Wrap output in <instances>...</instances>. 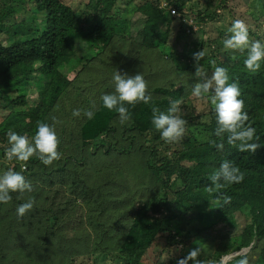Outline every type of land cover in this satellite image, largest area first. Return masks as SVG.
Wrapping results in <instances>:
<instances>
[{
  "label": "trees",
  "instance_id": "obj_1",
  "mask_svg": "<svg viewBox=\"0 0 264 264\" xmlns=\"http://www.w3.org/2000/svg\"><path fill=\"white\" fill-rule=\"evenodd\" d=\"M128 1L134 0H88L76 13L64 0H0V157L7 147V130L31 137L38 122L54 125L61 153L48 166L35 156L5 163L6 169L23 171L32 191L12 193V200L0 205V264H73L77 255L89 252L110 255L122 264H165L160 260L163 251L154 261L146 260L157 239L165 241V250L180 247L167 264H176L187 255L191 240L197 248L201 239L210 264H237L242 257L249 264H264V64L251 74L244 69L242 54L233 57L225 51V25L217 39L210 40L212 53L199 63L210 68L215 61L228 70L230 82H238L248 122L261 144L253 153L227 143L217 150L211 106L190 97L193 81L188 83V74L196 62L182 52L178 34L169 44L161 40L162 34L161 39L145 38L146 33L161 32L165 23L180 26L188 0H138L137 12L147 10L161 18L145 25L141 44L160 54L159 61H165L160 67L171 64L172 70L161 84L149 80L153 70L143 71L151 100L130 107V119L121 124L118 114L103 108L101 97L91 98L76 77L96 59L104 62L116 39H130V20L121 13ZM162 2L175 14L160 7ZM215 2L206 0L204 9H190L200 32L208 21L225 17L226 0ZM246 5L251 21L258 22L255 29L247 26L249 38L264 40V0H246ZM212 6L224 9L222 15ZM39 19L43 23L34 25ZM205 41L203 37L199 48ZM65 66L72 68L65 71ZM130 68L128 75L142 70L139 65ZM73 71L76 76L70 77ZM107 89L112 92L113 86ZM30 94L37 96L33 108H28ZM173 99L182 100L188 123L181 141L165 144L150 123L151 108L166 110ZM77 108L79 117L72 115ZM85 110L94 113L91 119L83 115ZM119 158L124 169L120 173L110 163ZM224 159L238 165L244 179L210 191L209 177ZM107 167L112 173L100 175ZM224 196L230 197L227 203ZM29 197L33 208L18 217L16 207ZM241 217L245 223L239 228ZM214 244L216 248L209 247ZM242 248L248 250L232 255ZM196 259L203 261L201 256Z\"/></svg>",
  "mask_w": 264,
  "mask_h": 264
},
{
  "label": "clouds",
  "instance_id": "obj_2",
  "mask_svg": "<svg viewBox=\"0 0 264 264\" xmlns=\"http://www.w3.org/2000/svg\"><path fill=\"white\" fill-rule=\"evenodd\" d=\"M161 6L171 11V7L165 2ZM171 14L174 15L175 11H171ZM222 47L225 51H230L233 57L237 53L242 54L244 69L248 73H257L264 64V40L250 39L248 28L241 20L232 21L222 39ZM204 56L203 50L193 53L196 64L195 71L191 74L193 83L190 88L192 97L206 101L211 106L215 119L212 134L218 138L212 141L214 147L217 150H223L227 143L239 152L253 153L261 146L260 136L257 134V129L248 122L249 116L244 110V101L241 98L238 82L235 80L230 82L228 70L224 66L215 65V61L210 62L214 67L209 74V69L199 63ZM112 80L113 91L104 93L100 99L103 108L117 113L123 124L130 119L129 108L139 102L148 104L151 96L146 92L147 83L140 72L128 75L115 70ZM181 103V99H173L169 101L166 110L151 108L150 123L165 144L176 143L184 138L188 121L184 118ZM72 115L79 117L81 110L73 109ZM83 115L91 119L94 113L91 110H85ZM5 135L7 147L4 149V158L7 161L27 162L35 156L43 165L48 166L61 156L57 150L59 140L53 124L38 122L31 137L11 129L7 130ZM20 167L23 169L25 164L21 163ZM209 179L211 191L213 188L220 189L240 183L244 179V172L232 160L224 159ZM31 191L32 184L26 179L23 171H15L13 168L0 171V205L11 201L12 193ZM223 200L227 203L230 197L224 196ZM33 205L34 200L31 197L20 203L16 207L17 216L22 217L33 208ZM200 251V247L193 248L187 255L177 259L176 264H188L189 261L192 264H204L203 261L196 259ZM230 257L229 255L228 258ZM237 264H249L248 258H240Z\"/></svg>",
  "mask_w": 264,
  "mask_h": 264
},
{
  "label": "rangeland",
  "instance_id": "obj_3",
  "mask_svg": "<svg viewBox=\"0 0 264 264\" xmlns=\"http://www.w3.org/2000/svg\"><path fill=\"white\" fill-rule=\"evenodd\" d=\"M68 4H70L76 13H79L81 9H83L84 5L88 2V0H64ZM136 4H135V2ZM134 1H128L129 6H123L121 9L122 16H126L127 19L130 20L131 23V28H130V39H116V41L113 44V47L111 48L110 52L108 55L104 57V62H100L99 60L96 59L94 65L92 67H89L87 69H84L82 72L78 73L76 79L80 78L78 81V85L80 88L84 89V91L91 96L93 99H98L101 97L104 93L107 92V88L111 89L113 86V80L112 76L115 72V70L119 72H123L127 74V69H130V66H140L142 70L139 72L143 75V71H146L148 69L153 70L151 76H149V80L151 83H156V84H161L163 81V76L166 74H169L172 70L169 64L165 66H159L165 63V61L160 62L158 57H160V54H155L151 50H147L142 44V37H143V29L145 25H153L156 23L157 20H161V18H157V15L155 12H148L147 10H144L143 12H137L135 8L138 5V0ZM205 1L206 0H188V3L186 5V11L184 14L183 19L180 26L177 24V22L174 23H165L163 30L161 32H154V33H146L145 38H148L151 40L153 37H158L161 39V34L163 35V39L161 40H166L167 44L170 42L173 43V41L176 38V35L178 34V40H179V46L181 47L182 52L186 53L189 55V57L193 58V53L200 51L201 47L202 50L205 52L204 58L206 59L209 57L212 53V45L213 42H211V39H217V37L220 35V32L223 29V26L229 27V24L233 20H241L244 22L246 26H251L254 29L258 26V22H253L250 19V15L247 14V5H246V0H226V5L225 9L227 10L224 11V16L225 17H216L213 21H208L204 25V32H200L199 29V24L198 22L196 23L195 15L191 10H196L197 8L199 9H204L205 8ZM132 2V3H131ZM215 2V0H214ZM249 2V0H247ZM216 3V2H215ZM164 5V2L160 4ZM215 5V4H213ZM28 7H31V4H27ZM134 9L133 12H130L131 9ZM191 9V10H190ZM210 9H215V6L210 7ZM216 10V9H215ZM224 10V9H223ZM223 10L217 9L216 11L218 12L217 14L222 15ZM23 14H18L17 17H21ZM178 17H180V14H177ZM2 16L0 15V18ZM39 18L41 15L38 16ZM42 18V17H41ZM227 20H226V19ZM179 22V20H178ZM41 23H43V19H39L34 22V25L40 26ZM197 25H196V24ZM264 24V22H263ZM139 29L140 34L138 35L137 29ZM205 37V42L203 45L199 48V43L200 40ZM2 39V38H1ZM209 39V40H208ZM88 51H85L87 53ZM78 54H82V51H78ZM90 57V53L86 54V58ZM85 57L81 59V62H84ZM170 59V58H169ZM81 63L78 65L76 71L81 68ZM205 66V65H203ZM144 67V69H143ZM210 67V66H209ZM214 66L211 65L209 69V74L211 69ZM65 71H67L66 68L70 69L72 67L70 66H65ZM195 70V69H194ZM76 71L68 73L70 77L76 76ZM132 71V70H131ZM147 72V71H146ZM191 73H194V71H190ZM107 76L109 77V80L107 81ZM182 78V77H181ZM180 78V79H181ZM188 83H191L193 81L192 75H188ZM99 80V82H97ZM102 81L103 85H100ZM19 92L24 93L25 89L23 87L18 86ZM113 91V89H112ZM27 94V93H26ZM29 98V103H28V108H33L35 102L37 101L36 99V94H30L27 95ZM190 97L193 99L190 95ZM1 105V104H0ZM3 112L0 109V119L2 117ZM5 163H10L7 161L4 156L0 157V171L6 170L5 168ZM110 163H112L111 166L118 170V172L124 171L123 166H122V160L119 158L116 161L111 160ZM107 172V175L112 173V171H109V168H103L102 170L99 171L100 175H103ZM135 189L140 192L139 186L136 184ZM127 190V188H126ZM245 223V219L241 217L240 223H239V228L242 227ZM157 242H154L153 246H151L148 249V255L146 256L147 261H154L152 258L156 257L159 255L162 251L160 260L164 261L165 264L168 262L169 257H175L179 255V249L180 247L176 248H170V250H165L166 249V244L163 239H157ZM199 244L197 247L201 248L200 254L197 256L203 259L204 264H210L212 261V258L206 259V255L204 254L205 250V245L202 242V239L199 240ZM76 247H74L75 253H77L79 250V245L76 244ZM195 247L194 245V240H191L189 247L187 248V251L189 252ZM210 248L214 249L216 248V244L209 246ZM164 248V249H163ZM174 250V251H172ZM248 248H242L239 251H235L232 253V255L237 254V253H243L244 251H247ZM102 253H85V254H79L77 255L74 260L73 264H122L121 262H118L114 258H111L110 255H101ZM231 256V255H230ZM229 257L226 256L223 259L226 260ZM18 262H20L18 260ZM22 264H30L29 261H23L20 262ZM64 264V263H63ZM258 264V263H257Z\"/></svg>",
  "mask_w": 264,
  "mask_h": 264
},
{
  "label": "built area",
  "instance_id": "obj_4",
  "mask_svg": "<svg viewBox=\"0 0 264 264\" xmlns=\"http://www.w3.org/2000/svg\"><path fill=\"white\" fill-rule=\"evenodd\" d=\"M171 11L173 12V11H174V9H171Z\"/></svg>",
  "mask_w": 264,
  "mask_h": 264
}]
</instances>
